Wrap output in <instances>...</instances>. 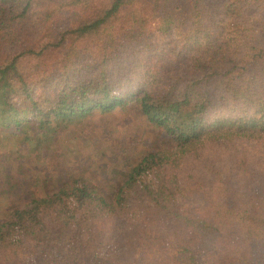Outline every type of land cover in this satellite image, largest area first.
Listing matches in <instances>:
<instances>
[{
	"label": "trees",
	"instance_id": "obj_1",
	"mask_svg": "<svg viewBox=\"0 0 264 264\" xmlns=\"http://www.w3.org/2000/svg\"><path fill=\"white\" fill-rule=\"evenodd\" d=\"M0 1V31L14 27L18 13L16 31L28 41L0 63V126L27 122L38 132L26 139L37 140L56 136L53 127L66 130L95 112L136 102L143 121L169 138L162 150L124 158L118 187L79 176L44 193L39 180L23 205L0 214V264H202L225 251L233 262L264 264V171L244 160L227 174L204 160L199 179L183 173L191 159H205L208 142L264 140V0H240L242 20L256 28L232 43L222 15L238 0H69L36 11L44 16L34 38L27 37L31 0ZM57 11L65 15L54 19ZM236 16L232 26L242 17ZM151 25V34L171 37L178 30L182 37L170 52L173 60L160 55L149 67L159 78L150 87L126 79L124 90L114 91L102 68L86 82L38 94L93 43L103 67L121 48L154 51L153 44H141L150 40ZM30 58L35 65L23 68Z\"/></svg>",
	"mask_w": 264,
	"mask_h": 264
},
{
	"label": "rangeland",
	"instance_id": "obj_2",
	"mask_svg": "<svg viewBox=\"0 0 264 264\" xmlns=\"http://www.w3.org/2000/svg\"><path fill=\"white\" fill-rule=\"evenodd\" d=\"M68 1L31 0L28 7L30 34H27V37L34 38V33H37L41 26L37 21L44 14L37 12L42 11V9L53 11L57 5ZM20 2L26 4L23 3L26 0ZM240 2L238 0L237 4L233 6V10L222 15L225 23L221 24V27L225 28L226 38H230V43L234 42V39H238L239 34L243 31L247 33V36L253 35V30L256 28L253 22L242 20L246 10L243 9ZM3 4L5 2L0 1V5ZM237 13H240L242 17H240L237 25L232 26L233 23H236ZM17 14L10 22L14 27H7V29L0 31V63L5 62L7 64L15 52L28 44L22 31H16L20 27L19 23L16 22L21 20V16H17ZM64 15V11H57L56 14H53V18L59 19ZM231 16L234 18L231 19ZM118 18L120 22L121 15ZM52 24L47 28V32L50 31L51 27L53 28ZM151 29H153L152 25L150 32H148L151 35L150 40H144L141 44H153L154 51L145 47L140 53H134L132 48L125 51L121 48L113 55L109 67H103L99 59L100 52L97 45L93 43L90 45L91 49L81 55L80 58H76L74 63V58L71 59L69 69L63 70L58 59L57 66L61 70L53 78L51 85H42L39 88L38 94L41 96L50 94L59 84L64 86L65 84L86 82L97 77L102 72V68H107L108 72H105L109 78L108 82L110 81L114 91L124 90L126 79L138 81L137 84L146 83V87H150L159 78L155 76L156 71L147 72L149 67L157 62L160 55L162 58L171 59L173 55L170 52L177 49L182 37L178 30L171 37H167L158 32L151 34ZM63 30L58 29L55 33L59 34ZM218 30L220 29L218 28ZM190 41H194V38H191ZM80 46L82 45L77 47ZM136 50L139 51V48ZM151 58L154 60H150ZM60 59H63V56ZM25 61V64L21 66L32 68L37 59L30 58ZM68 62L69 59L66 63ZM50 63L46 62L45 65ZM141 115L142 112L138 104L129 102L110 113L95 112L87 118L75 122L73 127L71 126L66 130L53 127L52 131L56 136H42L37 139L38 141L26 139V136L28 138L35 137L38 132L35 127L32 129V126H23L27 122L23 123L21 127L6 128L0 126V214H3L8 206L23 205L31 192L39 190L37 184L39 180H42L44 193L52 188L56 189L62 181L68 178H78L79 176H84L95 184H101L104 188H106V184L120 186L123 182L126 165L124 163L119 164L124 158L138 159L142 152L162 150L169 139L165 132L151 127L148 122H144ZM66 124L64 123V125ZM205 151V159H191L188 162L189 165L187 164L189 167L186 165L183 173L191 172L197 175V179H199L200 172L204 170L201 169L202 164H206L204 160H209L208 165L211 162L215 163L220 170H225L227 174L235 173L234 168L244 160L248 162L249 166L257 168V171H264V140H260V142L256 140L235 141L227 145L208 142ZM5 164L7 168L3 169ZM6 170L9 174L6 173ZM14 175L17 177H13ZM9 180L12 181L13 186L9 185ZM18 189L19 191H17ZM229 249L234 251L235 247L229 246ZM147 253L152 258L156 251L153 249ZM232 255L233 253L225 251L218 258L210 257L200 263L240 264L233 262ZM224 260L227 262L225 263Z\"/></svg>",
	"mask_w": 264,
	"mask_h": 264
}]
</instances>
